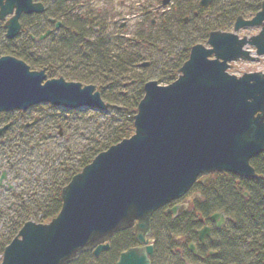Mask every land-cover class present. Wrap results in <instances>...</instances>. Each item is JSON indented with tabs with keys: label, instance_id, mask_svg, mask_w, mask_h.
Masks as SVG:
<instances>
[{
	"label": "water",
	"instance_id": "obj_1",
	"mask_svg": "<svg viewBox=\"0 0 264 264\" xmlns=\"http://www.w3.org/2000/svg\"><path fill=\"white\" fill-rule=\"evenodd\" d=\"M211 3L202 0L200 6ZM14 12L5 24L8 39L20 34L23 14H41L44 7L33 0H0V21ZM251 28H260L259 34L240 38L241 30ZM262 57L264 1L254 18L238 17L233 32H212L206 45L194 46L176 81L145 85L134 134L72 178L62 190L61 211L49 224L26 223L6 247L2 264H73L90 252L99 257L115 235L128 230L138 246L123 252L117 264H151L156 212L187 195L200 178L206 182L216 173L257 177L251 161L264 153V73L237 77L229 70L232 63ZM46 78V70L0 58V113L40 104L69 110L110 107L93 85ZM10 126L0 129V137ZM211 220L218 227L225 222L222 214ZM198 234L203 242L210 228ZM190 250L196 252L193 245Z\"/></svg>",
	"mask_w": 264,
	"mask_h": 264
},
{
	"label": "trees",
	"instance_id": "obj_2",
	"mask_svg": "<svg viewBox=\"0 0 264 264\" xmlns=\"http://www.w3.org/2000/svg\"><path fill=\"white\" fill-rule=\"evenodd\" d=\"M263 1L231 0L230 9L224 10L219 17L214 19L213 24L209 23L206 30L207 33L210 34L218 30L229 31L239 16L244 18L254 17L260 11ZM196 9L200 14L206 12V9L200 8L199 5H197ZM26 20L23 22L25 28L27 27ZM42 27L43 23L36 21V37L40 36L41 32L38 30ZM82 32H85V26ZM1 38L3 39L0 47V57H16L24 61L32 70L46 69L49 77L55 79L47 61L36 62L26 55L25 52H29L28 48L31 41L25 32L17 38V42L21 39L20 46L27 51L16 49L14 46L12 48L11 45L10 47L6 46L9 42L4 39V33ZM36 45H39V43ZM92 52L90 59L95 61V58L100 65L92 70L95 77L89 79L87 85H93L91 82H94L96 84L94 86L101 93L102 98L112 106L109 111L118 113L121 117L117 123L107 127L108 130L103 135V139H94L88 149L82 151L84 154H81V157L77 160L78 166L82 170L98 154L122 140L130 138L134 134V117L138 105L144 96V86L146 84L144 78L137 76L135 80L127 84L131 85V90L133 91L129 98V94L124 97L123 92L116 94L115 91L117 89L119 91L120 87L124 88L123 79L131 74L133 68L138 67L140 60L133 56V59L127 63L121 56H115L114 63H111L112 59L106 58L107 61L101 59L104 58L101 52L96 53L94 50ZM35 53L38 54V52ZM189 54L190 51H187L178 60L170 61L168 67L163 69V75L159 79L167 85L173 83L178 77L179 70L188 60ZM98 74L100 77L97 76ZM98 80L101 82H98ZM133 82L134 85H132ZM52 108L63 112L56 122L57 125H63V130L68 125V130L66 131H72L77 125L72 131L76 137L81 134L78 132L88 126L89 120L85 115L89 111L88 109L66 110L63 108ZM0 116V127L12 123V127L0 138V176L6 170L12 183L19 185V188H16L17 194L27 199V205L24 209L15 213L16 221H11L9 224L11 237L9 241L7 240L8 243H3L0 246V255L2 256L5 248L25 223L34 221L38 224H47L59 214L62 207V189L81 171L76 168V164H72L73 151L75 150H72L71 147L65 148V153L56 154V150H51L50 152H42L45 154H40L42 151L41 146L45 143H50L53 136L46 132L33 135L32 131L41 121L37 119L38 123L35 125L33 123L35 122L34 120L31 122L33 125L26 127L29 124L27 121L29 120V112L2 113ZM11 117L17 118L20 122L17 120L11 121ZM8 119L11 120L8 121ZM61 138L64 139L63 137ZM30 155L36 158L37 163L34 160H30ZM26 158L28 159L24 160ZM251 165L258 175L255 179L222 173L211 176L210 180L204 185L197 183L194 186L193 192L199 193L200 198L194 201L193 209L188 214V217L185 218L187 222L189 220L192 221L191 225L190 221L189 224L187 223V228H183V221H176L180 222L182 227L179 234L188 233L186 236L187 242H193L196 238L195 230L201 226L200 219L203 222H209L211 216L215 213H223L229 218L230 226L229 230L226 228L225 233L215 235L213 237L214 242H209L206 247L199 250L197 257L190 254L187 246H185L184 256L180 257L181 264H264V154L254 158L251 161ZM245 194H247V197H245ZM33 209L36 210L35 213H32ZM157 214L154 215L153 222ZM164 218L167 217L164 216ZM170 229L167 228V230ZM190 229L192 231L191 234L189 232ZM110 244V250L99 258H95L92 253H88L82 255L74 264H117L121 253L132 248L136 244V239L133 231L128 230L117 234ZM211 252L215 253V255H212ZM103 258L105 262L102 263ZM158 260V264H167L161 261L163 260L162 257L156 256L155 262Z\"/></svg>",
	"mask_w": 264,
	"mask_h": 264
},
{
	"label": "rangeland",
	"instance_id": "obj_3",
	"mask_svg": "<svg viewBox=\"0 0 264 264\" xmlns=\"http://www.w3.org/2000/svg\"><path fill=\"white\" fill-rule=\"evenodd\" d=\"M121 1L125 2L123 6L120 4ZM161 1L162 0H115L113 11V5L112 7L106 4L102 5L98 0H82L83 13L86 12V14H90V18H99L101 27L104 25L105 28L106 26L108 28H106V34H109V45L106 47H104V44L101 45L104 50L108 49L110 53L108 55L102 53L104 58L101 59L104 61H107L106 58L109 60L112 59L111 63H114V57L121 56L129 63L134 56V58L140 60L138 67L133 68L131 74L123 79L122 83H129L138 76L144 78L146 82L154 80L159 82L162 86L167 85L159 79L163 75V69L168 67L170 61L178 60L186 54L187 51H191L193 46L197 44L206 45L209 35L206 31L207 26L210 22L213 24L214 19L219 17L224 10L230 9L232 4L231 0H213L211 7L206 9L205 13H199L198 17H195L194 12L197 11L198 0H177L170 5L171 11L167 19L159 20L156 26H151L153 14L149 15L148 12H152L153 9H156L161 4ZM96 12H98V14ZM112 14L113 18L111 19ZM122 24H124L123 28H121ZM232 29L233 27L229 32H232ZM259 31L260 30L257 28L245 29L239 32V35L242 38H250L258 35ZM90 37L92 38L93 36L91 35ZM21 41L20 39V41L14 45L16 49H23L20 46ZM152 43L155 46H151L150 44ZM38 49L41 51L38 52V54L35 52L32 53L29 50V52L25 53L36 62H42V60L44 62L47 61V64L50 65V69H52L53 78L62 76L68 82L78 81V83L87 85V81L95 77L92 70L100 65L95 58V61L90 59L93 53L92 48H80L74 43L72 38L64 42L55 40V38L46 40ZM97 57L99 56L97 55ZM141 62H149L151 64L147 68H142L140 67ZM232 66L230 73L237 77H242L247 73H264V58L258 63L239 62L232 64ZM40 70L42 69L34 71ZM46 75V79H52L49 77L47 70ZM97 76L100 77L99 74ZM101 78L103 77L101 76ZM177 78L178 77H176V79ZM98 82L101 81L98 80ZM91 83L96 86L94 82ZM126 91V89L120 87L119 91L117 89L115 92L118 94ZM130 91V93L128 92V98L133 92L132 90ZM52 107L53 106L50 104H40L28 111L29 120L27 121L29 123L35 120L34 124L36 125L38 123L37 119L41 121L36 125L32 134L36 135L46 132L53 136L50 143H45L41 146L42 151L40 154H45L42 152H50L51 150H56V154L65 153V148L71 147L72 150H75L73 151L74 157H72V164H76V168L81 171L82 169L79 168L77 160L81 157V154H84L82 151H86L90 144L94 142V139H103V135L107 133V127L117 123L121 116L113 111L95 112L89 110L85 113L89 120L88 126L78 132L81 134L76 137L73 135L72 131L77 125H75L72 131H66L68 130V125L65 130H63L64 127L62 124H56L58 117L63 114V112L54 110ZM11 119H8V121L17 120L15 117H11ZM59 132L62 133L61 136ZM30 157V160H34V162L37 163L34 156L30 155ZM27 159L28 158L24 160ZM8 180L9 186L17 189L19 188L18 184L12 183L10 176ZM192 193L193 192L187 196V199L193 196ZM183 202L186 203V200H183ZM35 211L36 210L33 209L32 213H35ZM152 226L153 237L156 238V256L162 257L163 260L161 261L163 263L179 264L181 258L179 257L178 251L181 242H179L180 240L177 236H180L179 231L182 229L180 222L174 223L170 221L169 218H164V215L158 212L155 221H152ZM167 228H172L173 230H167ZM198 229L199 228L196 230ZM101 262H105V259L103 258ZM158 262L159 260L156 261L155 264H158Z\"/></svg>",
	"mask_w": 264,
	"mask_h": 264
},
{
	"label": "flooded vegetation",
	"instance_id": "obj_4",
	"mask_svg": "<svg viewBox=\"0 0 264 264\" xmlns=\"http://www.w3.org/2000/svg\"><path fill=\"white\" fill-rule=\"evenodd\" d=\"M176 1L177 0H162L161 4L156 9H153L152 12H148L149 15L153 14V20L151 22V26H156V23L159 20L167 19L171 11L170 5H172ZM201 1L202 0H198V5L200 4ZM98 2L102 3V5L104 4L110 5L111 7L113 5L112 9L114 11L115 0H98ZM165 2L167 3L164 5ZM33 3L41 4L44 7V12L41 14L34 13L31 15L23 14L20 17V23L22 25V29H21L20 34L15 39H8L6 37L7 30L5 28V24L7 23L8 20L13 18V16L15 15V12L14 14L6 17L5 21H0V28L2 27V29H0V47L2 44L3 38L1 37L3 33H4V39L6 40V42H9V44L6 46L10 47L11 45L13 48V46L17 44V38L23 32H25L31 41V43L29 44V48H28L30 52H41L38 48L40 47V44H43L46 40L55 38V40L64 42L65 40H69V38H72L74 40V43L77 44L80 48H85V47L92 48V50H94L96 53L101 52V53H106V55L110 53L108 49L104 50L103 46L101 45V44H104V47L109 45V39H110L109 34H106L107 26L106 28L104 25H103L104 27L103 26L101 27L99 23V18H90L91 16L90 14L88 15L86 14V12L83 13L82 0H33ZM124 3H125L124 1H121L120 2L121 6H123ZM207 8H204V9H207ZM96 13L98 14V12ZM194 15L195 17H198L199 15L198 11L194 12ZM112 18H113V14L111 15V19ZM24 20L27 21L26 28L23 23ZM36 21H41L43 23V27L38 30L41 32L39 37L35 36ZM84 26H85V32H82ZM123 27H124V24H122L121 28ZM90 33L93 36L92 38L90 37L91 36ZM42 36H46L45 39L41 40L40 38ZM37 43H39V45H36ZM152 44L150 45L155 46L154 44L153 45ZM132 85H134V82L132 83ZM123 87L124 89L127 90L126 92H123V96L127 97V95L129 94L128 92L131 90V85H127V83H123ZM3 173L5 172H2L0 176V195H1L0 196V246L3 243H8V241L10 240L11 234H10L9 224L11 223V221H16V218L14 217V215H16L15 213L23 209L27 204V199L24 196H19L17 194V189L15 187H12V186L9 187L6 184L2 185L1 179L3 177ZM8 179H9L8 172H6V180L9 181ZM200 184L202 185L203 183L201 182ZM188 195L162 208L159 211V213H162L164 216L169 218L174 223L176 221H183L182 227L187 228L191 220L187 222L185 218L188 217V214L193 209L194 200L200 197L199 193L193 192L192 197L194 198L191 197V198H188L189 199L188 200L187 199ZM183 200H186V203H184ZM185 204L187 205V207L183 211H180L179 207ZM173 209H176V212H173L172 211ZM200 222H201V226L199 227V230L202 229L203 227L210 228V236L208 237L206 236L204 238V241L201 242L199 235H198V230L197 232L195 230L196 238L193 240L192 243L196 246L197 252H199V250H201L203 247H206L209 242H214L213 237L217 235L218 233H222V234L225 233L226 228L229 230V226H230L229 218L226 219V221L221 225V227H218L217 223L213 222L212 220H210L209 222H203L201 219ZM191 223L192 221L190 222V225ZM189 232L190 234L192 233L191 229ZM187 234L188 233L184 232V235L177 236L180 240L179 242H181V245L178 251L179 257L184 256L182 250L187 244V241H186ZM150 238L154 239V248L156 251V238L153 237V226H152V232H151ZM189 244H187V247ZM137 246L138 245L136 243L133 246V248ZM211 254L215 255V253H212V252Z\"/></svg>",
	"mask_w": 264,
	"mask_h": 264
}]
</instances>
